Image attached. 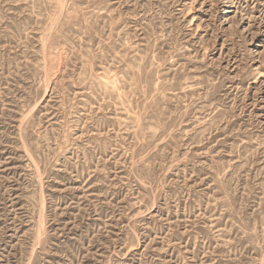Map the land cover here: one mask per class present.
<instances>
[{"label":"rangeland","instance_id":"rangeland-1","mask_svg":"<svg viewBox=\"0 0 264 264\" xmlns=\"http://www.w3.org/2000/svg\"><path fill=\"white\" fill-rule=\"evenodd\" d=\"M0 264H264V0H0Z\"/></svg>","mask_w":264,"mask_h":264}]
</instances>
